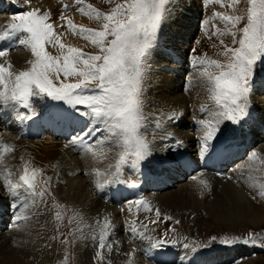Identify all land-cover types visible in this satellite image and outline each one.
Returning a JSON list of instances; mask_svg holds the SVG:
<instances>
[{"label":"snow or ice","instance_id":"obj_1","mask_svg":"<svg viewBox=\"0 0 264 264\" xmlns=\"http://www.w3.org/2000/svg\"><path fill=\"white\" fill-rule=\"evenodd\" d=\"M216 2L224 5V0ZM239 2L231 0V5ZM244 2L247 5L246 15L213 13V19H219L224 24L223 29H215V34L232 37L231 46L220 40L223 50L217 55L224 59H212L205 54L194 61V67L198 69L214 102L213 108H202L207 118L197 121L202 131L198 138L199 157L212 153L217 158H227L231 146L221 130L222 126L231 122L234 126L243 127L250 116L249 100L254 77L264 66V0ZM27 3L30 5L31 0ZM76 4H83V0H76ZM173 6V0H122L108 12L100 11L91 4L87 5V11L80 7L79 12L101 21L98 28L76 25L62 15L60 19L66 21L68 29L98 49L96 53L65 43L64 33L57 32V26L51 22L50 11L30 8L14 14L11 23L0 31V42L7 41L12 46L15 42L24 46L30 51L32 59L28 61L30 67L19 71H13L10 60L0 62V117L6 112H14L19 122L38 123L36 118L39 117L52 124L74 130L78 128L69 143L93 158H107L108 151L118 148V159L114 166L109 165L110 171L93 169L95 186L100 191L112 184L138 188L137 183H128L122 178V169L130 164L139 170L153 156L152 142L145 135L149 117L144 111L143 82L149 68V57L159 44L162 24L171 17ZM64 7L67 9L68 6ZM242 22L245 23L241 28L239 25ZM201 23L207 25L208 20ZM49 49H55L56 54ZM10 51L11 47L0 49V58L8 57ZM37 100L54 103L48 113L42 114L34 106ZM181 116V112L173 111L166 119L175 123ZM154 126L164 127L159 118L155 119ZM170 135L166 131L164 138ZM175 142L177 146L183 144L179 139ZM14 151V146L0 145V164H3L5 154ZM256 158L258 153L251 152L249 159ZM183 163L186 167L190 166L187 161ZM12 175L8 170L3 176V183L13 200L20 199L18 190L23 189L27 193L19 203L11 205L15 209L14 226L20 228L30 219L26 213L35 205V198H42L49 191L52 177L44 178V169L32 166L31 161L24 163L17 179L13 180ZM193 179L198 177L193 176ZM199 184L208 187L203 179H199ZM259 195L264 197V183L259 184ZM130 204L143 205L147 211H152L143 198ZM155 214L160 217L158 208ZM55 216L60 220L61 212L57 211ZM166 219L171 220L172 217ZM96 223L101 225L98 249L107 247L111 251L113 244L118 243L109 241L113 235L111 220L105 217L102 223L100 220ZM176 223L179 224V221ZM129 230L134 237L148 240L152 249L164 250L178 243L175 239L169 240L167 234L163 238L145 235L134 223ZM93 238H96L95 234ZM212 240L215 242L216 237ZM218 242L225 246L259 244L264 247V237L255 233L245 237H224ZM209 246L183 244V248L190 251ZM99 258L104 259L103 255ZM178 260V256L169 259L161 251L159 264H178Z\"/></svg>","mask_w":264,"mask_h":264},{"label":"bare ground","instance_id":"obj_2","mask_svg":"<svg viewBox=\"0 0 264 264\" xmlns=\"http://www.w3.org/2000/svg\"><path fill=\"white\" fill-rule=\"evenodd\" d=\"M25 1L27 2V0ZM33 1L36 5L39 6V8H42L44 11H49L51 9H54L55 7L61 6L64 3H76V0H31V3H33ZM193 2L195 1L188 0L183 4H177V0H173L174 6L172 8L171 17L166 19L163 33L161 34V36L163 35V37L159 39L158 47L155 50V53L158 52L160 55L156 54L155 57L154 55H152L153 60L151 62L152 65L150 67V71H152V76L150 77L149 83H147L148 85L146 88L147 94L149 95V97H151L152 104L155 106V118L150 117L149 122L154 123V120L156 118H159L161 119V122L163 124L168 125V127L166 128L175 127V125L177 124L176 128H179L174 129V133L176 132V134H178L182 139L183 143L187 144L191 148V152H187L189 153L190 158L194 157L200 147V144L198 143V138L194 139L191 136L193 129L197 127L199 134L202 135V131L199 130V125L197 124V121L200 119L207 118V115L203 116L202 113V108H204V106L202 105V98L204 96L211 97V93L208 90L205 82L200 77V73L197 74L193 73L192 71L190 79L187 81V84L184 83L183 85V87L187 88L190 94L187 95V90L185 91L186 93H180V91H183V89L180 90V85L183 84L181 76L183 72L190 71L186 70V65L191 66V64H189L188 62V54L191 49L193 37L197 32L199 26L198 22L195 19L188 17L190 9L194 7ZM75 8L77 9V7ZM85 22V25H87L88 27H96V22L93 20ZM75 42L77 41L75 40ZM161 44H163V48ZM160 45L161 47H159ZM163 49H166V53ZM169 52H171L174 57L171 58ZM213 53L214 52L212 51L211 55H213ZM214 57L217 58L218 55L215 54ZM29 59V54H24L23 52L17 53V51H14L11 52L8 57L0 58V62L10 60L14 66L13 71H19L26 69ZM192 66L194 68V63ZM198 78L201 79L204 86L199 84H190L191 80H194L195 83L199 81ZM262 88H264V83H262L261 87L259 88V93L260 89ZM256 99L258 102V113L260 114L261 109H264V98L256 97ZM187 105H190L194 110L197 111H195V120L193 124L187 122L183 123V120H179V122L176 123H171L166 119V116L173 111L181 112L182 118L184 115L189 113V107L187 108ZM12 124L13 127L16 128H20L23 125L22 122H19L15 119L14 112H6L5 114H3L0 118V145L8 144L10 146H14L15 151L12 153L5 154L4 162L3 164H0V201L4 203L5 198L2 189V187L4 186L2 177L7 174L8 170H10L14 175V171L18 169V167H23L25 162L31 161L32 166L44 169V175L46 177L51 176L53 181H55L54 179H56L57 175L61 178L64 177V179L66 180V185L64 187L54 188L56 194L54 193L52 202H55L57 205H60L59 207H61L62 204L57 199V197L60 194L67 193L73 195V200L69 201L71 205H80L79 213L84 215V219L81 221L80 224L83 229L81 231L82 235L80 234L79 237L78 246H85V244H90L93 241L97 243V237L101 225L97 224L96 221L100 220L102 223L104 218L107 217L111 220L112 223H114V225H117L120 221V213L118 212L119 198L116 197V189L111 192L110 196L108 195V187H106L103 191L98 190L95 186V175L93 173V169H99L101 171L108 170L109 165H111V163L115 162L116 159H118V157L116 158V153H118L116 148H113L111 149V151H108L107 158H93L91 154H84L81 152L82 157L77 159L76 154L68 150L67 144H63L62 140L59 139V141L55 142V138H57L58 135V124H52L47 122V120H43L41 122L42 126H44V128H46L47 131L50 132V136L54 138H52L51 140L45 139L40 141L41 138L37 139L36 137H33V139H26L23 137V139L28 140L29 142L19 139L21 138V135L16 132V129H12ZM2 125H7L9 129L14 131V133H10L8 131L3 133L4 131L2 130ZM190 128H192V130H190ZM169 132L172 134L171 131ZM174 148L177 149L172 144L171 146L166 145V143H163V141L159 145L155 144L153 146L154 151L151 162L148 164H150V166L158 165V168L161 167L162 169H164L165 162L163 161L168 162L173 160V154L177 153V150H173ZM243 151L244 148H240L235 153V156L237 157L239 155H242ZM260 154L262 160L256 159L257 161H255V159H249L246 163L243 164V168H249L251 171H247L244 177L240 176V178L242 179V182L238 180L240 184L236 182L237 180L233 179L234 177H232V174L230 173L231 179L234 181L233 185H236L237 183V186L240 185L241 188L245 186L246 190L249 193L259 195L258 183L260 181H258L257 176L258 174H262L261 171L264 167V146H260ZM241 159H243V156L241 157ZM143 172L147 177V171L144 169ZM71 173H73L72 180L66 177L67 174ZM230 174L226 173L222 177H216L212 174L200 173L197 174L198 179L194 180L193 183L191 181V183L188 184V187L187 184L185 186L180 184L182 182H180L179 179H188V177H193L194 174L192 176L181 175L179 177L177 174H162L160 172H152L151 178L155 184L156 191H161V189H163V191L169 190L171 188L170 186L172 185L173 187L180 189V191L183 190L182 193L177 191L171 194L170 192H166V194H158L156 195L155 201L157 202V204L162 206L163 209H167L168 212L171 211L172 215L175 213V217L180 218V221H186V219H184L186 217L183 218V215H186V211L188 210L189 212L192 211V213H195L194 216H197L195 220L197 221L198 226L202 225L200 219L201 217H198L200 215V210L203 209L208 212V214H212V216H214L213 212H215L217 217L214 216L213 220L210 219L209 224L206 223L208 224L207 226H209V229H206L210 230L212 226L216 225V222H219L220 225V222H226V220H229V216L223 213L224 210L222 207L224 203H217L215 204V207L207 209L203 204L208 200L203 199L204 196L200 197L199 199L198 195L202 196V194L204 195L210 193L211 187L214 184L213 183L211 185V182L216 183L224 177L227 178L226 180H228L227 176H230ZM93 177L94 184L92 183L93 179H91ZM237 177L238 174L236 175V178ZM123 179L127 180V182L130 183L135 182L137 184H140L139 180L132 179L131 177H125ZM199 179L205 180L207 182L208 187L205 188L203 185H200ZM174 182L177 183L175 186ZM253 185H255V187H253ZM184 191L185 193H183ZM187 197H190V199L192 200L191 207H186L185 201L187 200ZM107 199H109V203H106ZM236 204L237 203H235V205ZM37 206L38 209L31 208L28 210L27 215L30 217V219L25 222L24 226L17 229L21 231H16V233L10 237L11 240L5 238L9 242L14 241L16 246H12L13 249H7V251L11 249V251H8L7 254H9V256L7 257V260H5L4 264H63L61 262L59 263L58 261L60 257L58 256L59 246L55 235H57L58 233L63 234L64 231L62 230L61 232H56L54 230V217L52 210L50 209L51 201L48 204H46L45 201H43V203L37 202ZM3 210L4 209L0 208V235L5 234V230H7L10 225L9 222L5 224V221L6 219H8L9 215H7V213ZM57 211L61 212L62 215L61 208ZM123 216L124 223L128 224L130 222V218H128L130 217V214L126 213L123 214ZM205 222L206 221H204V223ZM197 225L195 227H197ZM225 225H227V223ZM237 225L240 224L237 223ZM2 231H4V233ZM115 232L116 235H114L113 233V238L111 239V241L115 240L118 241V243L113 244L112 250L109 251L107 254L108 259L107 261L105 260V263L107 262L108 264H133L132 262H136L137 264V261H140L141 257L142 260H146V257L144 255L136 254V251L134 250V247H132V244L128 243L129 236L123 235V230L117 228ZM94 234L96 235L95 239L93 238ZM1 242L2 245H5L3 241ZM11 245L12 244H10V246ZM60 247L63 257L66 258L68 252L67 246H63L60 244ZM105 250V252H107L108 249ZM197 254H192L191 252V255L186 257L189 258L187 260H185L181 256V254H177V256L179 257L178 264L226 263L222 261L221 256L207 255L206 257L204 256L205 254H202L200 256ZM82 255L83 257H85V260L87 259V257H89L88 254H86L85 249L82 252ZM95 257H97V261L99 262V256Z\"/></svg>","mask_w":264,"mask_h":264},{"label":"rangeland","instance_id":"obj_3","mask_svg":"<svg viewBox=\"0 0 264 264\" xmlns=\"http://www.w3.org/2000/svg\"><path fill=\"white\" fill-rule=\"evenodd\" d=\"M187 1L188 0H177V4H183ZM193 1H195V2H193L194 7H192L190 9L188 17L195 19L198 22L199 26H198L197 32L195 33V35L193 37V40L191 43V49H190L189 54H188V59L191 58L192 62L194 63V61L197 57H204L206 54L207 57H209V58L223 60L224 57L218 56L216 58V57H214V55L223 50V46L220 44V40H223L225 45L231 46L232 37L230 35H217V34H215V29L217 27L223 29L224 24L219 19H213V13L220 11V12H225L228 14H233V12H235V14L246 15V8H247L246 3L244 2V0H240V2L237 5H231V0H224V5L221 6L220 3L216 2V0H193ZM16 2L18 4H20L22 7L26 8L27 10H29L30 8H39V6L34 3V1H33V3H31L29 5L25 0H12V1L0 0V10H6L7 7L9 9V10L7 9L8 12L6 14L0 16V31H2L7 24L11 23L12 15L10 13V11H11L10 8L13 5H15ZM116 2H122V0H111V2H109V0H83V4H79V5L76 4L75 2H70L68 4L64 3L61 6H58V7H55L54 9L49 10L51 13V22H53L57 26L56 27L57 32L64 33L63 40L65 43L71 44V45L76 46V47H80L85 52L96 53L98 51V49L94 48L88 41H85L79 35L73 34L68 29L66 21H62L60 19V17L63 15L67 18H70L73 21V23H75L76 25H83L86 27H88V26L85 25V23H86L85 21H92L93 20L96 22L95 28H98L101 24V21H97L94 18H90L89 16L82 14L81 12L78 11V9L80 7H84L85 11H87L88 10L87 5L91 4L100 11L108 12V11H110V9L112 7L115 6ZM64 5L68 6L67 9L64 7ZM75 7H77V9ZM39 9L44 11L42 8H39ZM191 11H193V12H191ZM205 19L208 20V24L202 25L201 22H202V20H205ZM165 22H166V20L162 24L161 34L163 33ZM245 22H242L239 25V27L242 28L244 26ZM61 25H63V26H61ZM90 28H94V27H90ZM162 37H163V35L162 36L160 35V38H162ZM75 40L78 43L75 42ZM161 45L163 48V44H161ZM161 45L159 47H161ZM49 50L52 51L53 54H56L55 49H49ZM155 50L152 52L151 56L149 57V60H148V64H149L148 70L149 71L147 70L146 75H145V79L143 82L144 111H145L146 116L149 118L150 117L155 118V115H154L155 106L152 104L151 97H149V95L147 94V90H146L147 85H148L147 83H149V79L152 76V74H151L152 71H150V67L152 65L151 62L153 60L152 55H154V57H155L156 54H159L158 52L155 53L156 52ZM163 50H165V53H166V49H163ZM14 51H17V53L23 52L24 54H29L30 55L29 60L32 59L30 51L27 48H25L24 46H21L18 44V47L11 52H14ZM212 51L214 52L213 55H211ZM169 55L171 58L174 57V55L171 52H169ZM28 67H30L29 64L27 65L26 68H28ZM186 70H190V71L182 73L181 79L183 80V84L180 85L181 86L180 90L183 89V91H180V93H183L187 90V88L183 87V85H184V83L187 84V81L190 79L191 71L193 73H197V74L199 73L198 69L196 67L193 68L192 65L190 66V68H186ZM148 73H149V75H148ZM61 79H63V77H61ZM262 83H264V66H261V68L258 69V72L254 77L252 89L250 92L249 104H250V115L252 113V116H249V118L247 119V123L249 124L250 122L253 121V126L251 127L252 130L255 128L254 123L260 122V123L264 124V109H261L260 114L258 113V109H257L258 102L256 99V97L264 98V96L260 95V93H259V88L262 85ZM190 84H194V85L199 84V85L204 86L201 79H199V81H197L196 83L194 80L193 81L191 80ZM188 94H190V93L187 90V95ZM202 99H203L202 105L204 106V108L211 109L214 107V102L212 101L211 97L204 96ZM50 103H54V102H51L48 100H37L35 102L34 106L36 108V111L40 110L41 107H42V109H44L43 111H46L47 110L46 106L49 105ZM187 108L189 109V113L184 115L182 118L179 117L176 122H179V120H183V123H186V122L190 123V124L194 123L196 110H194L190 105H187ZM202 113H203V116L207 115L206 112H202ZM254 121H258V122H254ZM163 125H164L163 128H156L154 126V123L148 122V131L145 133V135L152 142V147L155 144L159 145L163 141V143H166V145L171 146V144H172L174 147H176L178 149L176 154L180 153L181 151H184V150H180L183 148L185 149L186 152H191V148L185 143H183L182 146L176 145V142H175L176 139H179L182 141L180 136L178 134H176V132L174 133V129L179 128V127L176 128L177 124L175 125V127H172V128H166V127H168V125H165V124H163ZM2 127H3L2 130L4 131L3 133H5L7 131L10 133H14V131L9 129L7 125H2ZM233 128H236V126H234L231 122H225V124L222 126L221 130L224 133V135H226V133H227V135H229V134L231 135V134L235 133V130ZM241 128L242 127H239L238 131L242 132ZM71 130L78 131V128L74 130L71 127ZM166 131L167 132L171 131L172 134L170 136H168L167 138H164ZM244 134L245 133H243V135ZM191 136L194 139H197L201 136V134H199L197 127H195V129H193ZM19 139L25 140L23 138H19ZM45 139L51 140V138L47 137V138L40 139V141L45 140ZM25 141H28V140H25ZM58 141H59V139H58ZM55 142H57L56 139H55ZM62 142L65 145L67 144L64 141H62ZM59 143H61V142H59ZM250 145H256L255 148H253L250 151V153L253 151L257 152L258 158H256V159H258V160L261 159L260 146L261 147L264 146V137L261 134H257V132L254 131V137H252ZM67 148L72 153L76 154L77 159L82 157L81 151L76 146H72L71 144H67ZM116 150L118 152L120 151L118 148H116ZM192 151H194V150H192ZM250 153H249V155L245 161L239 162V164L234 169V171L227 173V174L231 173L232 177H234L233 179L237 180L236 182L239 184H240V182L238 180H240L242 182V179L240 178V176L244 177V175L247 171H251L249 168H243V164L249 160ZM117 157L118 156L116 153V158ZM243 158H244V156H243ZM151 159H152V157H150L148 161H145V163L149 166H150V164H148V163L151 162ZM256 159H255V161H257ZM115 163H116V161L111 163V165L114 166ZM145 163H143V164H145ZM143 164L140 166V168L138 170L141 172L140 175L136 176L138 179L134 178V174L129 175L131 173L129 171H128L129 173L122 171V178L129 176L132 179H136L139 181L143 180L144 178H146L145 173L143 172L144 171V167H143L144 165ZM21 169H22V166L18 167V169H16L14 171V175H12V177H11L13 180L18 178V176L21 172ZM108 170L110 171V169H108ZM261 172H262V174H260V175L258 174V176H257L258 181H260L258 184L264 183V167L262 168ZM231 174H230V176L229 175L227 176L228 180H226L227 178L224 177L216 183L211 182V185L213 183L215 185L213 184V186L211 187L210 193L204 194V195L202 194V196L198 195L199 199H200V197L204 196L203 199L208 200L203 204L207 209H211V208L215 207V204H217V203H220V204L224 203V205L222 207L224 210L223 213H225L229 216V220H226V222H220V225H219V222L218 223L216 222L215 226H212V228L210 230H207V229H209L208 228L209 226H207V225L209 224L210 219L213 220L214 216H216V213L213 212L214 216H212V214H208V212H206L203 209L200 210V212H199L200 215L198 216L199 218L201 217L200 219H201L202 225H199V226L197 225V221L195 220L197 218V216H194L195 213H192V211L189 212V210L186 211V215H183V218L186 217V218H184V219H186V221L185 220L180 221V218L175 217L176 216L175 213L172 215L171 211L168 212L167 209H163L162 206L157 204V202L155 201L156 195H158V194H166V192H170V194H171V193H175L177 191L182 193V191H183V190L180 191V189H178V188L171 187L169 190L162 191L160 193H156V194H152V195L146 194L143 197L144 200L150 204L152 211H147L143 207V205L137 206L135 204H133V205L130 204L128 206H121L120 207L121 204L119 201V207H120L119 210L120 211L118 210V212L120 213V216H119L120 221L118 222L117 225H114V223H112L114 235H116L115 230L117 228H120L121 230H123V235L129 236V238L127 237L128 243L132 244V247H134L136 254L144 255L146 257V260H142V257H141V260L137 261V264H159L161 251H163L165 253V255L167 256V258H169V259L173 258V257H177V254H179V255L181 254V256L185 260H187L189 258H186V257L191 255V252H192V254L198 253L197 255H199V256L202 254H205L204 256H206V257H207V255L208 256H210V255L221 256L222 261L226 262L225 264H264V247H260L259 244H257V245L249 244V245L225 246V245H221L218 242L220 239H222L224 237H232V236L245 237L250 233H255L257 236L264 237V197H261L260 195H257L254 193L253 194L249 193L246 190L245 186H243V188H241L240 185L237 186V183H236V185H233L234 181L231 179ZM237 174H238V177L236 178ZM193 176L197 177V175H193ZM66 177L68 179L72 180L73 173L67 174ZM44 178H46L45 175H44ZM2 179H3V177H2ZM91 179H93L92 183L94 184V177ZM42 180H43V178H41V187L44 186L42 183ZM54 180L55 181H53V179H52V181H51L49 191L46 192L42 198L36 197L35 198L36 203L34 206L30 207V209L31 208L38 209L37 202L43 203V201H45L46 204H48L51 201L50 209L52 210L53 217H54V224H55L54 230L56 232H61L62 230L64 231L63 234L58 233L57 235H55V238H56V240L58 242V246H59L58 247V250H59L58 256H60L59 260H58L59 263L61 262L64 264L65 260H67V264H82V263L83 264H88V263H90V264H108L107 262L105 263V260L107 261V259H108L107 254H108L109 250H107V252H105L106 251L105 249H107L106 247L103 250H99L98 244H97L98 242L96 243L95 241H93L90 244H87V245L85 244V246H81V245L78 246L79 237H80L81 231L83 229L80 224H81V221L84 219V215L79 213V210H80L79 204L71 205L69 203L70 200H73L72 194L64 193V194L58 195L57 199L62 204L61 207H59L60 205H57L55 202H52L53 195L55 193L54 188H56V187L60 188V187H64L66 185V180L64 179V177L61 178L60 176L57 175L56 179H54ZM191 181H192V183L194 182L193 177L188 179L186 182H182L180 184H182L184 186L187 184V186H188V184L191 183ZM140 183H141V181H140ZM176 184L177 183H175L174 186ZM111 186L112 185L107 186L109 196L111 195V192H112ZM126 186H127V184H125V185H118L117 184L118 188L116 189V191L117 192L119 190L122 191V189ZM237 187H239V188H237ZM2 189H3V194H4L5 198H4V203H2L0 201V208L4 209L3 211H5L7 213V215H9V217H10L12 212L9 213V208H11V209L14 208L11 205H13L14 203H19L20 200H22L27 195V193H25L23 189L18 190L20 193V199L14 201L13 197L10 196L6 187L3 186ZM241 189H243V190H241ZM183 193H185V191ZM253 197H256V198L253 199ZM118 198H119V196H118ZM186 199H187L185 201L186 207H188V206L191 207L192 206L191 205L192 200L190 199V197H187ZM106 203H109V199H107ZM235 203H237V204L235 205ZM60 208L62 210V215H61V219L57 220L55 213ZM157 208L160 210V213H161L160 217H157L155 214V210ZM126 213L130 214V217H128V218H130V222L128 224L124 223L123 214H126ZM169 216L172 217L171 220L166 219V217H169ZM11 218L13 219V222H9L10 225H9V228L7 230H5V234L0 235V237H1V239H0V257H1L0 258V260H1L0 264L5 263V260H7V257L9 256V254H7L8 251L10 252L11 249H13L12 246L13 247L16 246L14 241L9 242L8 240L10 239L11 236H13V234L16 233V231H18V232L21 231V230H17L18 228H16L14 226L15 225V218L14 217H11ZM189 218H190V220H189ZM177 220L179 221V224L176 223ZM188 220L190 221V223ZM204 221H206V222L204 223ZM233 222H234V224H233ZM133 223L135 224V226L140 231H143L145 233V235L152 236L155 238H163L164 235L167 234V238L169 240L175 239L178 241V243L175 246L169 245L164 250L152 249V248H150V242L148 240L140 239L138 236L134 237L133 234L130 232L129 227ZM203 223H204V225H203ZM206 223H208V224H206ZM226 223H227V225H225ZM237 223H239L241 226L237 225ZM24 225H25V222L22 223L20 227H22ZM196 225H197V227H195ZM232 226H233V228H232ZM86 228H87V225H86ZM2 232L4 233V231H2ZM9 234H10V236H9ZM212 237H216L215 242L212 240ZM5 238H7L8 240ZM112 238H113V236H110L109 241H111ZM1 241H3V243L5 245H2ZM184 243H189L191 245L207 244L210 246L206 247V248H199L197 251H190L189 249L183 248ZM10 244H12V245L10 246ZM60 244L63 246H65V245L67 246L68 252H67L66 258H64L62 253H61L62 251H61ZM8 248H11V249H9L7 251ZM70 249H71V251H70ZM84 249L86 251V254H88V256H89V257H87L86 260H85V257H83V255H82V252L84 251ZM146 251H149V253H156L157 255L155 254L156 257L153 258V260H152V256L148 257V253ZM4 252H6V253H4ZM101 255H103V257H104L103 260H101L99 258ZM244 255H246V256H244ZM95 256H99L98 257L100 259L99 262L97 261V257H95ZM238 256H240V257H238ZM227 259H228L229 263L227 262ZM84 261H85V263H84ZM86 262H88V263H86ZM132 263L136 264V262H132ZM128 264H130V263H128Z\"/></svg>","mask_w":264,"mask_h":264}]
</instances>
